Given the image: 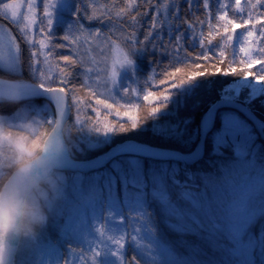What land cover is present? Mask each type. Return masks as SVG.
Wrapping results in <instances>:
<instances>
[{"label": "snow or ice", "instance_id": "1", "mask_svg": "<svg viewBox=\"0 0 264 264\" xmlns=\"http://www.w3.org/2000/svg\"><path fill=\"white\" fill-rule=\"evenodd\" d=\"M0 23V106H14V114L0 115V136L14 139L29 158L37 149L46 152L27 163L26 174L8 190L29 195L44 182L40 200L47 213L34 234L10 238L8 264H264V225L258 233L249 227L264 215V142L257 144L253 133L254 127L264 132V117L257 114L264 108V0H235V7L225 0H0ZM241 26L244 31L234 33ZM221 29L222 43H205V33ZM158 53L167 62L154 59L151 75L142 78L137 60ZM22 60L30 83L22 78ZM200 61L226 63L221 74L237 78L225 82L228 87L207 106L193 98L214 82L178 75L201 68ZM254 64L261 65L255 74L234 66ZM81 89L109 110L104 121L117 117L107 130L101 111L79 96ZM34 97L47 103L37 107ZM142 100L154 103L145 108ZM121 101L146 111L154 139L187 147L124 143L100 160L75 163L65 140L73 113L70 129L104 137L96 143L144 131L138 118L124 120L113 111L114 105L123 107ZM48 129L55 133L51 140L44 139ZM206 150L207 168H194ZM146 160L154 163L146 168ZM109 161L110 168L87 178L76 175L71 183L63 174ZM168 231L179 238L169 243Z\"/></svg>", "mask_w": 264, "mask_h": 264}, {"label": "trees", "instance_id": "2", "mask_svg": "<svg viewBox=\"0 0 264 264\" xmlns=\"http://www.w3.org/2000/svg\"><path fill=\"white\" fill-rule=\"evenodd\" d=\"M168 2H171V0H168ZM225 2L231 3L232 6L235 7V0H225ZM175 3L177 5H181L183 3V0H175ZM240 3H241V5H244L245 0H240ZM183 11L187 12V8H184ZM230 15H231V13H230ZM149 16H151V13H149ZM145 19L147 20L148 18L146 17ZM84 23L87 24L88 22L84 21ZM252 23H255V21H252ZM146 27H147V25H145V28ZM249 27H251V24H249ZM256 27H257V29H259L260 25L257 24ZM239 29L244 31L243 26L239 27ZM224 34L225 33L222 34L219 32L218 34L207 35V33H205V35H206L205 43L207 44L208 40H211L212 44L222 43L221 37ZM229 34H233L231 28H229ZM255 39H256L255 35L253 37L249 38L250 41H254ZM229 43H234V41L229 42ZM248 47L253 48L254 45L250 43L248 45ZM64 54H68L67 50H64ZM27 55H28V53L24 52L23 60H26ZM240 55L243 56L244 54L241 53ZM154 59L155 60L163 59L165 61V63L167 62V58L161 57L159 55V53L155 57L147 56L145 58L137 60L142 78H147V76L151 75L150 64L152 63V61ZM224 59L226 62L228 59H230V53L228 51L225 52ZM23 60H22V66H23L22 78L27 79L28 76H27V73L25 71V69H27V66H26V64L23 63ZM199 63L202 65L201 68L192 67V68L182 69L181 73H178V75L185 76V78L194 77L196 80L214 82V83L206 84L203 88L198 89L196 96L193 98V99H201L204 102V106H207V104L210 101L218 98L219 92L222 90V88L228 86V83H225V82H232V81H235L237 78L233 75L223 76L221 74V72H223V70L226 67V63L225 64L217 63V64H215V66H213L212 64H209L208 62H205V61H200ZM234 66L236 67L237 72H240L243 70V71H247L249 73L255 74L257 69H259L261 65L260 64H254L251 67L240 66V65H234ZM216 68H219L220 72H216L215 75H211L210 73H213ZM201 71H203L205 74L203 76L197 75V73H199ZM77 83H78V81H77ZM132 86L138 87V85H132ZM160 87L164 88V85H160ZM79 96L86 103H91L92 105H94L95 107H97L101 111V119H102V123L105 124V130H107V126H106L107 124H111V123L116 122L117 117L114 115L108 116L106 121L103 120V114L108 112L109 110L105 109L103 107V104L96 105L95 101H96L97 97H91L83 89L80 90ZM99 98L103 99L104 97H99ZM117 99H119V97H117ZM111 102L112 101L109 100V103H111ZM32 103L34 105H36L37 107H41V105L47 103V101H44L42 99H34V100H32ZM120 103H121V105H123V101H121ZM140 103L142 105H144L146 108L147 106H150V104L154 103V101H143L142 100ZM13 107L14 106H10V105L0 106V115H12V114H14L12 111L9 110ZM169 107L171 108L172 106L170 105ZM117 110L120 111L121 117L124 120H127L128 116H131L133 118H138L139 123L144 128V131L141 132L140 128H137V129H133L129 132H121V133H118L115 135H111L108 143H96V141L98 139L102 140V139H104V137L103 136H97V134L90 133L87 130L78 131L77 130L78 127L77 128H71L69 130L68 136L67 137L65 136V140L68 142V146L70 148L71 155L74 156L75 159H77V160L89 159L90 157H94L96 155H99L101 152L107 150L108 148L112 147V145H114L116 143H122V141H124V140H135V141H138L141 143L150 142L151 146L168 148V149H172L175 151H177V150L180 151V150H183L187 147V145H185L184 143L179 142V141L164 140L162 138L154 139L156 134L154 133L153 129L149 126L150 124L153 123V121L149 120V121H147V123H145L144 117L146 115V111L144 109L129 107L128 105H123V107H119L117 105H114L113 111H117ZM183 110H184L183 105H181V112H183ZM88 111H89V114L91 116H93V117L96 116V113L92 112L91 109H88ZM125 112L128 114L127 116L124 115ZM261 117H263V116H261ZM74 118H75V115L73 113L68 119V121H69L68 123H70V126L73 123ZM86 135L88 137H86ZM129 138H131V139H129ZM89 141H93L96 144L95 145L91 144L89 147L87 145V143H89ZM256 143L257 144L262 143L257 136H256ZM73 144H78L77 148H75V146ZM37 151H38V149H37ZM208 155H210V153L206 150L203 159L201 161H199L197 164H195L193 167L196 169H206L207 168L206 161H207ZM151 163H154V162L146 160L145 161V167L148 168L149 164H151ZM157 219H159V217ZM261 225H264V215H257L249 227H250L251 231L258 233ZM50 236H51V232H50ZM55 238L56 239L60 238V235L58 232L56 233ZM178 238L179 237L177 236V234L172 233L170 231L166 232V239L169 241V243H171L172 241H174ZM184 239L187 241H190L194 244L200 243L198 238L194 235H186L184 237ZM179 251L181 253H184L185 250L179 249Z\"/></svg>", "mask_w": 264, "mask_h": 264}, {"label": "clouds", "instance_id": "3", "mask_svg": "<svg viewBox=\"0 0 264 264\" xmlns=\"http://www.w3.org/2000/svg\"><path fill=\"white\" fill-rule=\"evenodd\" d=\"M54 135L48 129V136L44 139L51 140ZM63 143L61 141V145ZM45 154V151L38 150L29 158L19 149L14 139L8 141L0 136V264H8L11 237L34 234L46 222L47 213L40 200L44 182L34 186L29 195L22 192L13 195L8 192L17 177L26 174L24 170L27 163L34 162ZM27 174L31 175L30 172Z\"/></svg>", "mask_w": 264, "mask_h": 264}, {"label": "rangeland", "instance_id": "4", "mask_svg": "<svg viewBox=\"0 0 264 264\" xmlns=\"http://www.w3.org/2000/svg\"><path fill=\"white\" fill-rule=\"evenodd\" d=\"M4 27V25L2 24V23H0V28H3ZM219 32L220 33H224V31L221 29V30H219ZM218 32V33H219ZM240 33V32H242V30H240L239 28H236L235 30H234V33ZM232 33H233V30H232ZM233 33V34H234ZM115 55V54H114ZM117 58H119L118 56H117ZM111 62H109V64H110ZM100 68L102 69L103 68V64L101 63V65H100ZM25 71H26V73H27V76H28V78L27 79H25V78H23L26 82H31L30 81V79H29V74H28V72H27V69H25ZM100 75H101V78L102 79H104L105 78V73L103 72V71H101L100 72ZM111 75H112V72H111V70L109 69V71L107 72V78H111ZM249 79H252V76H249ZM233 82V81H232ZM226 87H228V86H226ZM102 91H103V89H101ZM250 90H248V89H241V93L242 94H246L247 92H249ZM46 104V103H45ZM45 104H43V105H41V107L42 106H44ZM257 114H258V117H261V116H263L264 117V108H257ZM70 117V116H69ZM69 119V118H68ZM69 122V121H68ZM78 127V126H77ZM69 129H70V123H68V125L67 126H65V136L67 137L68 136V133H69ZM253 133H254V131H253ZM254 135H255V133H254ZM86 137H88L87 135H86ZM256 137V136H255ZM91 144H93V145H95L96 143H94L93 141H91ZM74 146H75V148H77V145L78 144H73ZM87 145L90 147V144L89 143H87ZM101 154V153H100ZM74 157V156H73ZM110 166H111V162L109 163V165H107V166H105V167H103L101 170H99V171H95V172H85V173H79V172H74V171H71V170H69V171H67V172H65L64 171V175H65V177H66V179H68V181H69V183H71V180H72V178L74 177V176H76V175H80V176H83V177H85V178H87V177H89V176H92V175H94L96 172H103L104 170H105V168H110ZM105 215H107V212H105L104 213ZM255 219V218H254ZM253 219V220H254ZM85 236L87 237V233H85ZM78 251L80 250V249H77ZM46 259L47 258H50V252H48L47 254H46V257H45Z\"/></svg>", "mask_w": 264, "mask_h": 264}, {"label": "water", "instance_id": "5", "mask_svg": "<svg viewBox=\"0 0 264 264\" xmlns=\"http://www.w3.org/2000/svg\"><path fill=\"white\" fill-rule=\"evenodd\" d=\"M34 98H40V97H34ZM34 98H32V99H34ZM254 129H255L257 135L259 136L260 140L264 141V132H261L258 127H254ZM124 143H136V144H139L140 142L135 141V140H133V141L132 140H124V141H122V143H118V144L113 145L111 148H109L105 152L101 153V155H98L96 157L90 158L89 160H80V161H77V160H74V159H72V160L75 163H78V164H85V165L86 164H90V163H92L94 161L100 160L102 157L106 156L108 153L112 152L114 149L118 148L121 144H124ZM155 147H153V148H155ZM107 163H105V164H107ZM105 164H102L101 166H99L97 168H82V169H71V168H69V169H65V170H72V171H78V172H81V173H85V172H89L91 170H96V169L102 168V166H104Z\"/></svg>", "mask_w": 264, "mask_h": 264}]
</instances>
